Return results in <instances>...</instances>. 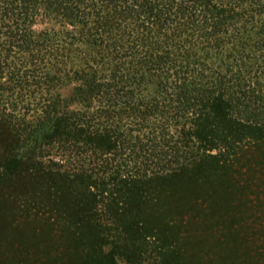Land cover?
Wrapping results in <instances>:
<instances>
[{
	"label": "trees",
	"instance_id": "obj_1",
	"mask_svg": "<svg viewBox=\"0 0 264 264\" xmlns=\"http://www.w3.org/2000/svg\"><path fill=\"white\" fill-rule=\"evenodd\" d=\"M40 2L0 0V186L27 227L128 260L175 186L261 164L264 0H43L78 29L37 34Z\"/></svg>",
	"mask_w": 264,
	"mask_h": 264
},
{
	"label": "rangeland",
	"instance_id": "obj_2",
	"mask_svg": "<svg viewBox=\"0 0 264 264\" xmlns=\"http://www.w3.org/2000/svg\"><path fill=\"white\" fill-rule=\"evenodd\" d=\"M39 8L33 26L35 33L78 29L49 12L43 0ZM69 66L80 67L78 61ZM50 73L55 71L50 70ZM57 87L61 86L52 88L56 93L60 92ZM77 87L78 84L73 83L62 95H70ZM8 112L12 113V108ZM255 154L261 164L237 169L234 181L229 180L225 172L215 177L202 172L193 176L195 180L175 186L174 194L165 195L164 205L151 215L157 218L153 220L157 221L154 223L157 233L134 234V247L127 251L128 260L113 246L104 249L103 260L111 264H165V260L168 264H232L242 256L248 264L264 261V257L260 260L258 256L264 250V153ZM52 158L58 161L62 154L54 151ZM7 193L8 189L0 186V264H85L80 261L81 251H72L74 244L70 235L53 244V237L47 231L36 233L31 225L27 227L29 223L18 212L17 218L9 213ZM232 221L237 224V232L231 231L230 235L236 233V239L227 240L220 226ZM180 231L185 237L181 249L173 239ZM251 236L256 241L253 243L249 238L246 242L245 238ZM162 246H171V249L164 252Z\"/></svg>",
	"mask_w": 264,
	"mask_h": 264
}]
</instances>
